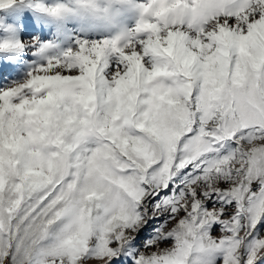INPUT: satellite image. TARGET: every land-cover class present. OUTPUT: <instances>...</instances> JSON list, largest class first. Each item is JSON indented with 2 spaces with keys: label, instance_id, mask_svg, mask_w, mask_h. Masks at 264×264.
Here are the masks:
<instances>
[{
  "label": "snow or ice",
  "instance_id": "1",
  "mask_svg": "<svg viewBox=\"0 0 264 264\" xmlns=\"http://www.w3.org/2000/svg\"><path fill=\"white\" fill-rule=\"evenodd\" d=\"M139 9L119 38L33 41L23 79L0 63V264L264 259V0Z\"/></svg>",
  "mask_w": 264,
  "mask_h": 264
},
{
  "label": "rangeland",
  "instance_id": "2",
  "mask_svg": "<svg viewBox=\"0 0 264 264\" xmlns=\"http://www.w3.org/2000/svg\"><path fill=\"white\" fill-rule=\"evenodd\" d=\"M66 2L67 0H13L8 3V0H4V6L0 7V63L20 64L21 74L14 80L23 79L29 71L44 62V54L33 45V41H39L45 46L52 45L51 50L58 51L72 46L78 37L89 40L112 38L114 32L121 28L129 30L137 25L139 5L146 0H106L109 6L113 3L122 6V10L116 12L120 17L116 24L74 19L66 13L54 16L44 10ZM4 45L10 47H3ZM258 228L260 234L264 235V222ZM149 230L140 234V240L148 238ZM135 247L139 248L140 245ZM121 259L123 264L132 262L130 255ZM257 264H264V259Z\"/></svg>",
  "mask_w": 264,
  "mask_h": 264
},
{
  "label": "clouds",
  "instance_id": "3",
  "mask_svg": "<svg viewBox=\"0 0 264 264\" xmlns=\"http://www.w3.org/2000/svg\"><path fill=\"white\" fill-rule=\"evenodd\" d=\"M63 9L71 18L91 20L95 23H111L116 24L120 17L116 15L118 10H122V6L113 3L109 6L106 0H67L63 5ZM105 9H108L106 12ZM126 29L121 28L114 32L112 38L122 37L126 33Z\"/></svg>",
  "mask_w": 264,
  "mask_h": 264
}]
</instances>
